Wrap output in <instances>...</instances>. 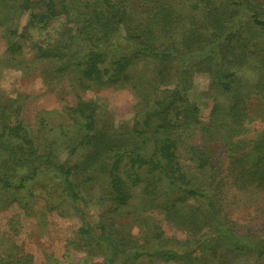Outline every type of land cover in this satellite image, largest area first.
<instances>
[{
    "label": "trees",
    "instance_id": "16d2710c",
    "mask_svg": "<svg viewBox=\"0 0 264 264\" xmlns=\"http://www.w3.org/2000/svg\"><path fill=\"white\" fill-rule=\"evenodd\" d=\"M36 3L31 22L41 29L58 16L71 24L32 43L36 59L62 76L75 71L74 86L82 89L129 86L143 110L128 133L117 134L99 124L96 100L78 95L63 127L61 157L50 146L41 151L3 101L0 188L21 191L42 173L55 175L85 221L80 235L104 256L100 264L146 257L264 264V0H0L11 53L22 48L17 14ZM196 73L208 76L214 92L206 122L189 97ZM257 120L262 127L254 130ZM90 172L87 180L105 182L87 189L82 182ZM95 187L97 202L120 208L138 198L140 207L159 210L186 236L165 237L157 226L149 232L153 244L135 243L103 214L92 221ZM235 210L249 221L240 223ZM0 264L20 263L0 256Z\"/></svg>",
    "mask_w": 264,
    "mask_h": 264
},
{
    "label": "rangeland",
    "instance_id": "374dc122",
    "mask_svg": "<svg viewBox=\"0 0 264 264\" xmlns=\"http://www.w3.org/2000/svg\"><path fill=\"white\" fill-rule=\"evenodd\" d=\"M39 10L40 4L36 3L32 9L18 12L16 39L20 41L22 48L16 53L7 49V38L0 27V103L7 101L14 109L13 118L23 121L32 138L43 145L41 151H50L47 147L50 146L61 157L66 156V149H61L63 127L68 124L69 108L75 105L78 95L96 100L101 126L117 134L128 133L127 127L132 125L136 114L143 110L140 98L131 87L82 89L79 85L74 86L77 76L75 71L62 76L55 71L51 62L36 59V54L31 49L32 43L50 35L55 36L71 25L66 22L65 16H58L41 29L42 25L31 22V14L38 13ZM189 97L199 105L202 120L208 121L214 92L207 75H194ZM261 127L262 122L257 120L252 129ZM91 174L93 173L90 172L89 177L83 178L86 182H82V185L87 189L95 183L105 182H99L96 178L87 180ZM100 177L106 180L105 175ZM98 192L99 189L95 187L94 196H91L92 192L88 194L91 199L89 218L93 221V218H100L103 214V220L113 222L119 235L126 237L129 232L136 238L135 243H143L144 239L149 238V232L160 226L165 237L181 239L186 236L183 227L167 220L159 210L140 207L138 198L132 205L118 208L109 201L97 202ZM234 217L240 223L249 221L247 215L239 210L234 211ZM84 223L77 206L63 190L60 179L53 174L42 173L21 191L0 188V256L4 257L5 262L100 264L104 256L97 254L96 244L79 233ZM153 238L155 233H151V239L148 240ZM130 264L179 263L146 257Z\"/></svg>",
    "mask_w": 264,
    "mask_h": 264
}]
</instances>
